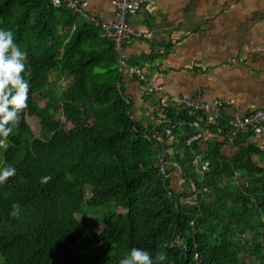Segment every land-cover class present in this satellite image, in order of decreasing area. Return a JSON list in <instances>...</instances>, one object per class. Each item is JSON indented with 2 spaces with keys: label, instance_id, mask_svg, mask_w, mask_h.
Here are the masks:
<instances>
[{
  "label": "trees",
  "instance_id": "trees-1",
  "mask_svg": "<svg viewBox=\"0 0 264 264\" xmlns=\"http://www.w3.org/2000/svg\"><path fill=\"white\" fill-rule=\"evenodd\" d=\"M83 10L0 0V27L11 29L26 52L30 85L12 132L0 138V167L16 170L0 183V264H119L133 247L164 251L162 264H249L247 255L264 264V164L256 159L262 149L247 141L255 136L233 130L228 110L209 121L149 91L154 121L133 117L131 98L127 103L117 87L124 74L114 43L99 20L80 18ZM58 86L70 128L55 114ZM196 119L213 138L188 145ZM176 171L181 189L173 186ZM44 175L51 179L41 184ZM108 205L124 212L87 220L86 207Z\"/></svg>",
  "mask_w": 264,
  "mask_h": 264
},
{
  "label": "crops",
  "instance_id": "crops-1",
  "mask_svg": "<svg viewBox=\"0 0 264 264\" xmlns=\"http://www.w3.org/2000/svg\"><path fill=\"white\" fill-rule=\"evenodd\" d=\"M81 15L101 24L117 17L111 0H90ZM129 20L144 35L125 46L126 60L139 61L153 83L163 87L156 93L163 104L177 94H201L207 100H233L229 112L245 114L264 105V0H157L151 14L135 12ZM123 81L133 117L154 121V107L146 102L150 85ZM212 138L207 132L202 143ZM247 141L261 147L256 159L264 164V140L249 136ZM173 142L166 143L169 153ZM224 149L231 154L235 147L228 142ZM172 182L183 188L179 171Z\"/></svg>",
  "mask_w": 264,
  "mask_h": 264
},
{
  "label": "built area",
  "instance_id": "built-area-1",
  "mask_svg": "<svg viewBox=\"0 0 264 264\" xmlns=\"http://www.w3.org/2000/svg\"><path fill=\"white\" fill-rule=\"evenodd\" d=\"M89 1L90 0H51L55 7L68 6L76 11L85 9L88 6ZM111 3L116 9L117 17L111 23L101 24V26L103 29V35L110 38L114 43L121 72L126 78L147 82L151 87L149 91L152 93H158L163 87L153 83L148 77L143 65L129 64L125 57V46L131 43L134 39L141 38L144 35L142 30L131 24L129 20L130 14L135 12H141L148 15L151 14L155 9L157 0H111ZM92 19L99 23L95 17H92ZM117 87L122 93L125 101L129 103L130 96L125 91L124 81H119ZM169 103L172 105H179L182 110L192 109L194 111H199L206 115L209 121H217L221 119L224 112L232 106L233 100H224L220 98L207 100L201 94L192 96L177 94L172 96ZM229 113L233 130L238 129L244 132H250L255 137L264 140V105L245 114H242L237 110L230 111ZM192 124L197 128V131L186 138V143L188 145L204 138L207 133L206 124L200 123L197 119L192 120ZM170 138L174 141L173 133H171ZM194 163L199 164L200 160L196 158ZM203 163L205 165L208 164L207 161ZM157 164L164 178H169L170 172L168 171L165 158L161 153L157 155Z\"/></svg>",
  "mask_w": 264,
  "mask_h": 264
},
{
  "label": "clouds",
  "instance_id": "clouds-1",
  "mask_svg": "<svg viewBox=\"0 0 264 264\" xmlns=\"http://www.w3.org/2000/svg\"><path fill=\"white\" fill-rule=\"evenodd\" d=\"M25 57L26 52L14 41L13 31L0 27V138L9 136L12 122L18 119L19 112L27 104L30 85L25 78ZM15 171L10 165L0 167V183ZM50 179L48 175L41 176L40 183L45 184ZM12 207L18 211L16 204ZM165 259L164 251L152 255L145 249L133 247L119 260V264H162Z\"/></svg>",
  "mask_w": 264,
  "mask_h": 264
},
{
  "label": "rangeland",
  "instance_id": "rangeland-1",
  "mask_svg": "<svg viewBox=\"0 0 264 264\" xmlns=\"http://www.w3.org/2000/svg\"><path fill=\"white\" fill-rule=\"evenodd\" d=\"M80 18H82V15H80ZM62 83L65 86V84L68 83V80H64V81H62ZM60 91H61V88L59 87L54 92V96H55V100H56V103H55L56 113L55 114H56V117L64 123L65 127L70 128L72 126V124L70 122L66 121L65 117L63 116V113L61 112V102H60L59 97H58L60 94ZM39 101L42 105L45 104V100L39 99ZM30 123L33 126V129L35 130V132L37 133L39 131V126H38L36 120L34 118H30ZM90 195H91V192L89 189H87V196H90ZM120 212H124V210L122 208H118V207L113 206V205L102 206V207L90 206V207H86V218L90 223L94 222V221L100 222V221H103L104 219H111L116 213H120ZM103 226H104V224L98 225L95 228V230L97 232H100L101 229L103 228ZM90 250L94 251V249L92 247L90 248ZM251 256L247 255L245 258L249 262V264H253V261H249V258ZM0 260H1V255H0Z\"/></svg>",
  "mask_w": 264,
  "mask_h": 264
},
{
  "label": "water",
  "instance_id": "water-1",
  "mask_svg": "<svg viewBox=\"0 0 264 264\" xmlns=\"http://www.w3.org/2000/svg\"><path fill=\"white\" fill-rule=\"evenodd\" d=\"M192 192H193V188L191 187L189 189V193L191 194ZM179 196H180V193L178 195H176V201H177L178 206H179Z\"/></svg>",
  "mask_w": 264,
  "mask_h": 264
}]
</instances>
